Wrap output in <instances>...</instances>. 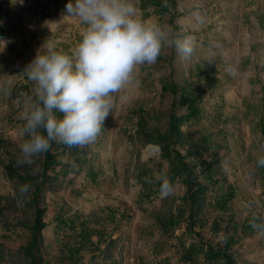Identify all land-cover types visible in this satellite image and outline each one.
Instances as JSON below:
<instances>
[{
    "label": "rangeland",
    "instance_id": "rangeland-1",
    "mask_svg": "<svg viewBox=\"0 0 264 264\" xmlns=\"http://www.w3.org/2000/svg\"><path fill=\"white\" fill-rule=\"evenodd\" d=\"M68 3L0 0V264H26L22 248L31 240L28 228L39 209L45 210L44 264H184L177 243H166L155 223L180 204L185 186L178 182L170 201L140 197L146 176L154 181L160 171L168 173L152 137L167 132L172 115L187 116L176 87L204 93L200 118L182 125L184 140L176 146L199 171L210 165L220 183L210 184L209 198L231 186V216L238 224L264 215V167L257 166L264 156V0H168L169 7L163 0H138L143 19L195 38L193 56L183 59L174 46L164 47L156 63L140 65L117 95L94 143L69 148L52 142L48 154L55 165H47L45 154L32 165L17 164L22 114L35 98L24 70L48 40L70 55L81 41L84 26L76 19L62 21ZM197 11L206 18L203 25L196 22ZM197 142L207 149L191 153ZM48 176L54 185L37 195L35 186ZM23 184L32 186L26 196L19 192ZM254 201L260 206L249 207ZM207 217L201 234L222 243L224 232L210 228L228 215L210 207ZM85 230L90 239L81 238ZM79 244L80 252L68 255ZM232 254L237 264H264V238L255 230L245 233Z\"/></svg>",
    "mask_w": 264,
    "mask_h": 264
},
{
    "label": "clouds",
    "instance_id": "clouds-1",
    "mask_svg": "<svg viewBox=\"0 0 264 264\" xmlns=\"http://www.w3.org/2000/svg\"><path fill=\"white\" fill-rule=\"evenodd\" d=\"M137 4L138 0H69L62 21L76 19L84 26L81 41L70 55L48 40L24 70L34 84L35 98L22 114L19 135L24 139L17 164L32 165L35 157L51 150L52 142L69 148L94 143L116 107L117 95L135 79L140 65L156 63L164 47L174 46L183 59L193 56V36L143 19ZM163 6L169 7L168 0ZM193 15L198 24L205 23L199 11ZM257 166L264 167V156ZM155 179L161 197L174 194L167 172L160 171ZM145 181L152 183L147 176ZM31 187L21 185L20 195L26 196ZM252 206L259 207V201ZM249 224L264 238V215L253 214Z\"/></svg>",
    "mask_w": 264,
    "mask_h": 264
},
{
    "label": "trees",
    "instance_id": "trees-1",
    "mask_svg": "<svg viewBox=\"0 0 264 264\" xmlns=\"http://www.w3.org/2000/svg\"><path fill=\"white\" fill-rule=\"evenodd\" d=\"M175 94H180L181 101L187 106V116L177 118L172 115L169 119V126L167 132L164 134H157L152 139L156 141L161 147L163 158L168 161V176L174 187L178 182L185 186V194L180 199L178 206L174 205L167 213L161 214L156 218V226L161 231L163 240L166 243L174 244L178 249L180 261L184 264H237L235 257L232 254V249L241 235L251 233L254 231L250 225L238 224L231 216L230 203L235 198V190L229 186V189L222 192L215 199H210L208 194L210 191V184H218L220 181L214 180L211 176L210 165L205 166L202 171L198 170L197 165L188 161L187 155H183L178 149V144L184 140V132L182 125L191 120H197L201 115L200 103L203 100V92L181 91L178 87L174 90ZM187 142L193 143V138L188 134L186 136ZM194 144L190 146L194 153L202 149H207L205 143ZM204 145V146H202ZM204 147V148H203ZM47 165L52 164L48 153L44 155ZM204 177L206 181L201 180ZM52 178L49 176L41 182L40 185L35 186L36 194L42 192L48 185L53 186ZM143 186L140 192V197L143 201H152L157 199L159 194L160 184L157 180L148 183L142 182ZM172 200L171 196L167 197V201ZM176 200H174V203ZM210 207L221 211L224 215H228L223 220L213 221L211 231L215 234L224 232V239L222 243L214 244L205 240L201 231L208 225L209 219L207 211ZM44 209L37 210V216L33 224L28 228L31 232V240L27 246L22 248V254L26 258V264H44L41 255V234L45 227L43 217ZM223 225V226H222ZM184 227V232L177 234V230ZM200 230L197 231V230ZM89 231L81 232V238L90 239ZM82 241V240H81ZM90 241V240H89ZM82 247L79 244L77 247L69 250L68 255L75 256L80 252ZM69 256V257H70ZM72 262H75L73 260Z\"/></svg>",
    "mask_w": 264,
    "mask_h": 264
}]
</instances>
